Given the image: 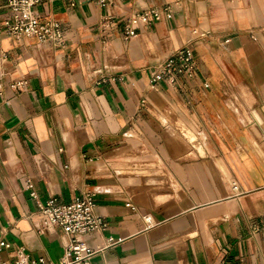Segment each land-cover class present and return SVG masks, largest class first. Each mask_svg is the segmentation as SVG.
<instances>
[{"label":"crops","instance_id":"1","mask_svg":"<svg viewBox=\"0 0 264 264\" xmlns=\"http://www.w3.org/2000/svg\"><path fill=\"white\" fill-rule=\"evenodd\" d=\"M166 7L125 38L128 18ZM35 11L61 21L64 47L9 34L0 0L3 257L23 248L60 262L70 239L45 226L39 203L91 191L107 227L83 237L96 250L89 264H264V0H42ZM106 12L116 24L104 32ZM186 45L196 75L153 87L156 66ZM158 115L196 137L195 154ZM138 150L166 171L118 175Z\"/></svg>","mask_w":264,"mask_h":264},{"label":"built area","instance_id":"2","mask_svg":"<svg viewBox=\"0 0 264 264\" xmlns=\"http://www.w3.org/2000/svg\"><path fill=\"white\" fill-rule=\"evenodd\" d=\"M42 0H6V7L11 10L12 16L4 21V28L14 36H28L37 38L38 42L50 43L54 47L62 48L67 39L61 27V21L56 18H41L35 11V7ZM54 1V0H51ZM71 6H75L77 0H63ZM99 8L109 9L114 6L116 0H84ZM235 0H230L233 2ZM172 9L166 7L163 11L148 9L140 14H134L124 24V36L130 39L137 36L135 25L141 21L152 24L160 20L162 14L170 16ZM116 24L112 13L106 12L102 16V30L108 31ZM197 61L194 49L186 45L178 49L166 60L156 66L152 74V86L159 83L175 85L182 78H191L196 75ZM26 84V80H16L11 84L12 88L20 90ZM2 83L0 82V87ZM28 186L33 187L28 181ZM36 197L35 191L31 193ZM95 193L88 191L66 203L57 197H50L46 202L39 203V211L43 217L45 226L61 228L69 237L65 244V252L60 262H52L44 257L33 258L23 248H17L12 259L4 258L3 252L10 250L12 244L6 239H0V264H89L96 250L91 248L83 239L85 235L101 232L106 229L107 222L104 217L95 211Z\"/></svg>","mask_w":264,"mask_h":264},{"label":"rangeland","instance_id":"3","mask_svg":"<svg viewBox=\"0 0 264 264\" xmlns=\"http://www.w3.org/2000/svg\"><path fill=\"white\" fill-rule=\"evenodd\" d=\"M159 107H161V105H159L158 106V108ZM158 119L162 122V123H164V124H167V123H171L170 125H172L173 126V128H176V130H171V132H174L175 133V135L177 136V137H181V138H184V139H186V141H188L189 143H190V145L188 146V149H190V151L191 152H193V154H195V152H194V150H193V147H192V145L194 144L193 143V140L196 138V137H194V139L191 141V140H189V139H187L186 138V136H185V133H186V128L183 126V125H180V124H178V123H176L175 121H174V119L171 117V116H167V118L165 119V118H163V117H161L160 115H158ZM136 136H138V134L136 133L135 134ZM139 137V136H138ZM198 137V136H197ZM199 138H200V136H199ZM139 149H141V148H139ZM195 149L200 153V149H201V147H195ZM146 153H148V152H143V151H140L139 152V150L137 151V152H133L132 154H129V155H131L127 160H126V162H124V163H122L121 165H119V166H117V173H118V175H120L122 178L123 177H125V175L126 174H128V173H133L132 171L133 170H130L129 169V167L130 166H135V167H140V168H156V169H154V170H149V171H153V172H149V173H147V175L146 176H150V175H153L154 177H157V176H160L162 173H161V171L162 170H165L166 171V166L163 164H158V163H153V164H146V163H144V162H141V160H143L144 158H145V155H146ZM201 154V153H200ZM205 154V153H204ZM111 166H113L112 164H111ZM165 169H164V168ZM140 171H148V169H141ZM146 176H145V178L144 179H146ZM148 178V177H147ZM150 179V178H149ZM158 180L157 181H159V178H157ZM128 185H131V187H134V188H136L135 186H137V185H135V184H128ZM142 186H144V184H142ZM146 186V185H145ZM137 187H139V186H137ZM150 188V187H149ZM153 189H154V191L156 190V191H159L160 190V188H161V185L160 184H158V185H154L153 187H152Z\"/></svg>","mask_w":264,"mask_h":264},{"label":"bare ground","instance_id":"4","mask_svg":"<svg viewBox=\"0 0 264 264\" xmlns=\"http://www.w3.org/2000/svg\"><path fill=\"white\" fill-rule=\"evenodd\" d=\"M146 220H147L148 223H152L151 217L149 215H146Z\"/></svg>","mask_w":264,"mask_h":264}]
</instances>
